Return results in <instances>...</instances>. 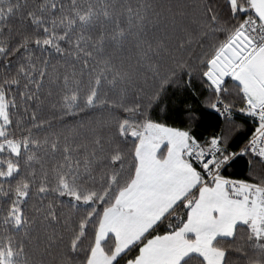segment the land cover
I'll list each match as a JSON object with an SVG mask.
<instances>
[{
  "label": "snow or ice",
  "instance_id": "obj_1",
  "mask_svg": "<svg viewBox=\"0 0 264 264\" xmlns=\"http://www.w3.org/2000/svg\"><path fill=\"white\" fill-rule=\"evenodd\" d=\"M0 264H264V0H0Z\"/></svg>",
  "mask_w": 264,
  "mask_h": 264
},
{
  "label": "trees",
  "instance_id": "obj_2",
  "mask_svg": "<svg viewBox=\"0 0 264 264\" xmlns=\"http://www.w3.org/2000/svg\"><path fill=\"white\" fill-rule=\"evenodd\" d=\"M184 98L188 99L190 103H193L194 107L196 108V114L199 119V128L197 129V131L203 132L206 129L211 130V127L215 122V117L212 116L208 111L196 105L194 98L192 97H184ZM234 171L236 173H241L243 171L242 166H237V168Z\"/></svg>",
  "mask_w": 264,
  "mask_h": 264
}]
</instances>
